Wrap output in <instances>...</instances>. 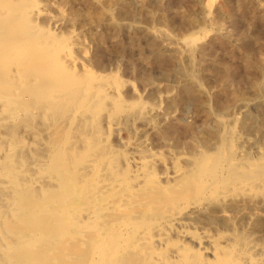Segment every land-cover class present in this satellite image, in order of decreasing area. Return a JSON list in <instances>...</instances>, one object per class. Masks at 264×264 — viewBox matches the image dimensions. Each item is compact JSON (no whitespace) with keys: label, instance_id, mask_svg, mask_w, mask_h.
<instances>
[{"label":"rangeland","instance_id":"obj_1","mask_svg":"<svg viewBox=\"0 0 264 264\" xmlns=\"http://www.w3.org/2000/svg\"><path fill=\"white\" fill-rule=\"evenodd\" d=\"M0 96L3 262L264 264V0H0Z\"/></svg>","mask_w":264,"mask_h":264},{"label":"bare ground","instance_id":"obj_2","mask_svg":"<svg viewBox=\"0 0 264 264\" xmlns=\"http://www.w3.org/2000/svg\"><path fill=\"white\" fill-rule=\"evenodd\" d=\"M101 85V84H100ZM102 86V85H101ZM107 87V86H106ZM109 87V86H108ZM102 88H103V86H102ZM97 90V89H96ZM101 90V89H100ZM106 90V89H105ZM67 91V90H66ZM107 91H108V89H107ZM54 92V91H53ZM95 93V92H94ZM103 95V94H102ZM1 97V96H0ZM58 99H61V98H58ZM112 101V100H111ZM85 105V104H84ZM85 107V106H84ZM83 107V108H84ZM81 113V112H80ZM82 113H84L83 112V110H82ZM75 114H76V112H75ZM11 145V144H10ZM7 153H8V151L6 152V155H7ZM10 156V155H9ZM62 157V156H61ZM6 158V157H5ZM207 159V158H206ZM203 160V159H202ZM205 160V159H204ZM220 160V159H219ZM202 163V162H201ZM200 163V164H201ZM206 164H207V162H206ZM238 164V163H237ZM240 164V163H239ZM202 165H205V164H202ZM206 166V165H205ZM198 167V166H197ZM203 167V166H202ZM203 169V168H202ZM207 172V171H206ZM6 174H3V177L5 176ZM195 175V174H194ZM7 177V176H6ZM146 177V176H145ZM146 178H148V177H146ZM230 178V177H229ZM4 179V178H3ZM1 181H4V180H1ZM5 182V181H4ZM2 183V182H0V186L2 187V186H4L5 185V183ZM6 183H7V181H6ZM34 184H36L34 181H32V180H30V182L29 183H27L26 184V186L25 187H33V185ZM39 182L36 184V186L37 187H40L41 185L39 184ZM7 185H9V184H7ZM18 185H19V182L16 180V181H14L13 183H12V186H15V187H18ZM34 188V187H33ZM29 190H30V188H29ZM85 190V189H84ZM46 191V190H45ZM58 191H59V195H58V197L59 196H61V197H59L60 199L59 200H64L67 196H69V194H70V191H68L67 190V188L66 189H64V187L63 188H60L59 187V189H58ZM41 192V191H40ZM85 192V191H84ZM80 193V192H79ZM41 194H43V195H45V193L44 192H41ZM73 194H71V196H72ZM41 196V195H40ZM57 197V196H56ZM13 201H14V199H13ZM27 203V202H26ZM111 203V202H110ZM28 205L25 207L26 209H29L31 206H32V204H30V202L29 203H27ZM112 204V203H111ZM35 205V204H34ZM36 205L37 206H35V212L36 213H39V215L41 214V215H44V214H46V210H44L45 208H44V206H45V201L43 200V202H40V203H38V201H36ZM10 206V205H9ZM9 206H7L6 205V207L8 208ZM112 206V205H111ZM110 206V207H111ZM5 207V206H4ZM5 207V208H6ZM79 207L80 206H78V209H79ZM105 208V207H104ZM9 209V208H8ZM77 209V208H76ZM74 211V210H73ZM80 211V210H79ZM78 211V212H79ZM10 214H8L9 216H12V217H14V218H16V214H15V211H13V210H11L10 209V211H8ZM77 212V211H76ZM75 211H74V214L76 213ZM77 212V213H78ZM81 212V211H80ZM78 213V214H80L81 215V213H83V212H81V213ZM19 213V212H18ZM76 213V214H77ZM100 212H92V216H89V217H92L93 218V220L94 219H96V218H98V215L97 214H99ZM39 215H37V216H39ZM91 215V214H90ZM171 215V214H170ZM174 215V214H173ZM176 215H178V213L176 214ZM176 215H174V216H176ZM87 216V217H88ZM174 216H171V218H167V220L166 221H168V222H170V221H175L176 219L175 218H172V217H174ZM179 216V215H178ZM71 217H73L72 216V214H71ZM71 217L69 218L70 220H71ZM75 217H77L76 215H75ZM168 217V216H167ZM14 218H12V219H14ZM164 218V217H163ZM9 219V218H8ZM73 219V218H72ZM76 219V218H75ZM161 219V218H160ZM173 219V220H172ZM164 220H165V218H164ZM179 220V219H178ZM96 221V220H95ZM162 221H163V219H162ZM10 222V221H9ZM159 223V222H158ZM164 223V222H163ZM171 223V222H170ZM102 223H100V225H101ZM155 224V223H154ZM161 224V223H160ZM97 227H99V226H97ZM95 228V227H94ZM64 230H65V228H64ZM67 230V229H66ZM180 230V229H179ZM95 231V230H94ZM114 231V230H113ZM112 231V232H113ZM58 232V231H57ZM65 232V231H64ZM96 232H99V231H97L96 230ZM143 232V231H142ZM94 233V232H93ZM157 233V232H156ZM37 234V233H36ZM96 234V233H95ZM97 234H99V233H97ZM143 234V233H142ZM154 234V233H153ZM38 236V235H37ZM37 236H33V237H29V236H27L28 238H26V237H22V236H20V237H18V240L20 241V245H21V247H23V246H32V245H34L35 246V243H36V238H37ZM39 237V236H38ZM17 238V237H16ZM39 238H41V236L39 237ZM54 238V237H53ZM49 238H47V242L49 241L48 240ZM154 239H156V238H154ZM82 240V239H81ZM38 241H40L39 239H38ZM50 241H52V240H50ZM155 241V240H154ZM18 242V241H17ZM17 242L15 241V242H4V241H2V240H0V250H13V253H15V251L16 250H18V247L16 246L17 245ZM109 243H111L110 241H109ZM112 245H110L111 246V248H113V249H115L116 248V245L114 244V243H111ZM117 244V243H116ZM118 245H120V243L118 244ZM195 245V244H194ZM200 246V245H199ZM21 247H19L20 249H21ZM27 248V247H26ZM128 248L129 249H134L133 248V245L132 244H129V246H128ZM203 248H204V246H203ZM203 248H200V249H203ZM22 249H24V248H22ZM21 249V250H22ZM191 249V248H190ZM194 249V248H193ZM19 251V250H18ZM112 252H114L113 250H112ZM204 252H205V250H204ZM241 253V252H240ZM1 254V253H0ZM107 256H108V254H107ZM178 257V256H177ZM252 257H254V256H252ZM13 258V257H12ZM234 258H236V257H234ZM6 259H9L10 260V258H6ZM15 260H16V258L15 259H13L12 260V262L11 261H5V259H4V262L2 261V257H0V264H16V262H15ZM112 260H113V256H109L108 257V260L106 261V264H112ZM264 260V259H263ZM242 261V260H241ZM222 263V262H221ZM219 264V263H218ZM224 264V263H223ZM241 264V263H240Z\"/></svg>","mask_w":264,"mask_h":264}]
</instances>
